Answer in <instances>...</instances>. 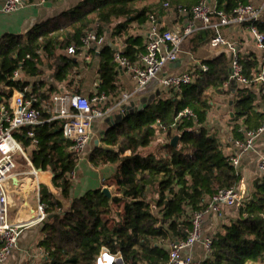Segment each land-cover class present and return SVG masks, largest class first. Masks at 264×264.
<instances>
[{
    "label": "trees",
    "instance_id": "obj_1",
    "mask_svg": "<svg viewBox=\"0 0 264 264\" xmlns=\"http://www.w3.org/2000/svg\"><path fill=\"white\" fill-rule=\"evenodd\" d=\"M202 1L205 0H83L23 35L2 36L0 105L8 104L15 90L25 92L29 87L31 92L25 93L28 98L38 99L36 107L42 109L43 103L52 107L54 95L65 92L61 86H74L70 77L80 65V60L66 51L79 45L94 25H100L98 33L104 36L103 26L123 20L112 31L113 36H122L131 24L142 25L151 14L160 18L165 5L191 11ZM214 1L216 8L227 14L239 3H250ZM216 22L218 18L214 17ZM258 28L264 34V17ZM215 35L210 27L200 29L185 40L183 49L197 55ZM125 43L122 53L131 61L145 50L141 38L129 36ZM115 51L111 44H104L92 52L91 64L98 60L100 91L118 97L124 87L119 85L121 71L114 61ZM215 52L219 53L204 60L209 69L200 72L194 84L176 92L164 91V99L157 93L147 96L154 98L143 110L126 115L109 129L104 122L100 145L92 148L89 159L97 168L117 167L108 183L113 188L112 202L102 193L103 188L72 198L71 174L80 159L70 149L72 142L64 137L66 120L54 119L38 126L36 145L27 136L28 129L17 133L18 140L29 149L33 167L51 172L52 184L60 190L58 197L47 185H40V201L49 215L40 225L38 248L44 252L42 264H97L103 249L112 256H121L124 264L167 261L171 244L187 238L194 214L204 210L218 190L240 185L241 173L231 165L218 134L211 132L207 124L214 95L222 92L230 76L229 52ZM242 62L246 77L253 81L263 63L254 53L242 57ZM16 71L20 72L18 78H14ZM228 92H235L230 102V120L236 125L233 135L243 138L238 133L240 125L255 130L262 124L263 114L258 109L264 105V84L232 83ZM187 108L197 115L198 123L178 118ZM42 112L43 119L50 118L48 109ZM162 133L169 140L163 148L165 153H142ZM176 136L178 144L172 146ZM127 151L131 154L122 156ZM252 187L239 208V216L212 235L211 253L200 264H264V175Z\"/></svg>",
    "mask_w": 264,
    "mask_h": 264
},
{
    "label": "built area",
    "instance_id": "obj_2",
    "mask_svg": "<svg viewBox=\"0 0 264 264\" xmlns=\"http://www.w3.org/2000/svg\"><path fill=\"white\" fill-rule=\"evenodd\" d=\"M41 1L45 3L48 0ZM26 4L25 0H5L0 7V13H14ZM165 13L179 14L184 20L186 19L185 25L180 26L174 23L171 28L164 30L159 17L151 14L145 22L147 27L145 51L138 55L137 60L131 61L123 55L122 50L115 51V63L121 73L125 71L129 76L127 87L121 90L118 97L100 91V82L99 90L89 97L81 94H55L52 107L47 106L46 103H43L41 107L43 110L48 109L51 115L49 119H43L42 109L35 106L38 99L34 96L27 97L25 92H31L29 87L25 92L15 90L9 103L0 105V264L8 262L18 248L19 238L24 231L42 224L48 218L47 207L40 201V184H38L35 186L38 189L39 200L38 214L35 219L28 222H12L10 219L11 197L22 193L21 182L26 177L36 178L37 173L41 172L33 167L29 149H26L17 138V133H21L22 129H28L27 136L36 145L38 141L35 138V131L38 126L54 119L66 120L63 127L64 137L72 142L70 149L81 160L94 136L98 135L97 140L99 141L102 137V134L95 133L94 125L115 119L118 115H125L127 106L144 96L155 81L163 91L171 93L194 84L200 72L208 71L209 68L204 63V59L198 54L188 53V65L185 71L162 76L165 68L179 61L183 54L185 40L203 28L210 27L215 30L216 35L209 42L211 49H225L231 55L229 81L221 88L222 92L229 91L232 82L241 86H248L253 82L264 84V62L255 79L249 80L245 75L237 42L222 33V29L226 27H242L253 38L255 46L264 52V34L258 28V23L264 17V10L261 7L254 3H239L230 14H227L218 10L216 6L212 7L205 0L193 7L191 11H187L182 6L171 8L165 5ZM214 17L218 18V22L213 23ZM99 26L98 24L94 25L81 38L80 44L70 46L66 53L70 57L80 58L86 63H91L92 52L104 43V37L98 33ZM19 76L20 72L16 71L14 78ZM258 110L263 114L262 124L255 130L240 125L238 133L243 138L232 136L229 139V143L234 148L229 154H226V146L220 141L229 162L238 172L242 157L252 152L256 143L264 137V105ZM182 117H187L198 123L197 115L188 108L180 112L178 118ZM235 127V123L231 122L230 131L232 133ZM129 153L130 151H127L122 156ZM258 170L262 177L264 175V155H260L258 158ZM74 175L75 171L71 174L72 179L75 177ZM246 200L247 193L239 186L218 190L206 208L194 214L192 229L187 238L172 243L167 261L158 264H200L209 256L213 245V237L206 236L204 233L203 226L206 215L220 213L223 206L240 208ZM197 245H201L205 249L203 259L195 260L192 255H184L185 252L193 250ZM102 251L98 259L102 257ZM114 259L115 263L124 264L121 256L116 255Z\"/></svg>",
    "mask_w": 264,
    "mask_h": 264
},
{
    "label": "crops",
    "instance_id": "obj_3",
    "mask_svg": "<svg viewBox=\"0 0 264 264\" xmlns=\"http://www.w3.org/2000/svg\"><path fill=\"white\" fill-rule=\"evenodd\" d=\"M26 1V5L20 8L18 11L11 14L0 13V38L6 34L23 35L27 33L35 25L42 22H46L52 18L59 16L60 14L68 11L71 8L77 6L83 0H48L43 3L41 0H34V2ZM250 3L261 7L264 10V0H249ZM5 0H0V7ZM212 7H215L214 0H207ZM162 29L171 28L174 23L180 26L185 25V20L179 14L163 13L159 18ZM121 22V21H119ZM119 22H115L112 25L105 26L106 35H104V43H102L98 49L100 50L104 44H111L115 50H124L126 48L125 41L129 36L142 39V46L145 49L146 46V24L138 25L137 23L131 24L127 32H124L122 36H113L112 31L116 28ZM113 26V29H112ZM131 28H135L132 33ZM223 35L237 42L241 57L248 56L254 53L258 59L263 63L264 52L255 46L253 38L245 32L242 27L231 26L222 29ZM113 36V37H112ZM115 41L122 43L121 46ZM219 50V49H216ZM145 51V50H144ZM228 51V50H227ZM229 52V51H228ZM191 53L183 49L179 61L169 67L165 68L163 75L177 74L187 69L188 56ZM217 53L215 50L207 46H204L198 56L202 59L213 58ZM194 54V53H192ZM230 59L231 55L229 53ZM80 65L75 69L74 74L70 77L74 81V86L71 88L61 86L64 93L68 94H81L84 96H91L95 91L99 90V77L97 74L98 60L96 59L93 64L86 63L80 58ZM49 75V73H47ZM156 82V81H155ZM129 83L128 73L123 71L119 76L120 87L126 88ZM153 83L147 90L144 96L138 99V102L151 94L157 93L162 95L163 89L159 84ZM123 88V89H124ZM79 90V93L77 92ZM225 93V94H223ZM235 93V92H231ZM230 92H221L214 95L213 107L209 112L207 124L211 131L218 134L221 143L226 146V154H229L233 148V145L229 143V139L233 133L228 130L231 127L230 116L232 114V106L230 104L234 94ZM229 98V99H228ZM94 125V131L96 134H102V129L105 127L104 123ZM223 126V127H222ZM227 129H226V128ZM228 130V131H226ZM98 135L94 136L87 152L84 157L79 161V164L75 170V177L72 179V198L85 195L91 190H96L103 187H109L110 183L117 171V167L113 165H106L102 167H94L90 163L89 155L92 148L96 145L95 142L98 139ZM131 152L128 154L130 155ZM260 155H264V137L256 143L255 149L242 157L239 172L242 175V181L239 187L246 191L247 196L253 189V182L261 177V173L258 170V158ZM46 176L43 178L39 172L35 178V182L29 183L24 181L22 184L21 194L13 195L10 199V219L12 222L18 221H31L37 216L38 207V189L35 188L37 184H45L48 188L58 197H60V190L55 188L52 184L53 174L51 172H41ZM41 178H43L41 180ZM34 179V178H32ZM30 180V179H29ZM105 181V182H104ZM42 182V183H41ZM17 183V181H16ZM39 185V187H40ZM110 188V187H109ZM113 191V188H110ZM68 206V204H66ZM49 216V215H48ZM239 216V208L223 206L220 213H211L206 215L204 223V233L206 236H212L214 233L224 224H228L230 221L235 220ZM51 217V216H50ZM49 217V218H50ZM41 225V224H40ZM40 225H36L26 231H24L18 243V248L14 251L6 264H23L30 259H38L44 257L43 250L38 248V241L42 236ZM184 255H192L195 260H200L205 257V249L201 245H197L193 250L187 251ZM115 263L114 256H112L107 249L102 251V257L97 260V264H113Z\"/></svg>",
    "mask_w": 264,
    "mask_h": 264
},
{
    "label": "water",
    "instance_id": "obj_4",
    "mask_svg": "<svg viewBox=\"0 0 264 264\" xmlns=\"http://www.w3.org/2000/svg\"><path fill=\"white\" fill-rule=\"evenodd\" d=\"M232 83L235 84V82H232ZM153 98H154V95L149 97V98L144 97L139 102L136 101V102L130 103V105L127 106V109H126L127 111H126L125 115H118V116L115 117V119L106 121V123L108 124V129L110 127H112L113 125H115L116 123H118L120 120H122L126 115H128V114H130L132 112H137V111L143 110L147 106V101L150 102ZM178 140H179V138L177 136L174 137V139L172 140V143H171L172 146H177ZM95 144H96V146H99L100 145V141L96 140ZM102 193L106 197H108L110 202H112L113 194H112V191L110 190L109 187H107V186L103 187ZM51 218H53V216H51L50 219Z\"/></svg>",
    "mask_w": 264,
    "mask_h": 264
},
{
    "label": "rangeland",
    "instance_id": "obj_5",
    "mask_svg": "<svg viewBox=\"0 0 264 264\" xmlns=\"http://www.w3.org/2000/svg\"><path fill=\"white\" fill-rule=\"evenodd\" d=\"M121 22H123V20H121ZM112 29H113V26H112ZM132 33L135 31V28H131V30H130ZM112 41L115 43H117V41H115L114 40V38H112ZM118 45H120L121 46V44L122 43H120V42H118L117 43ZM154 83H156V82H154ZM157 85V84H156ZM160 96V98H165L166 97V94H165V92H162V95H159ZM229 99V98H228ZM223 127V126H222ZM226 128V127H225ZM227 129V128H226ZM228 130H230V128L228 129ZM228 130H226V131H228ZM211 132H213V133H215L214 131H211ZM169 142V140H168V137H167V134H164V133H162L159 137H158V139H157V141L152 145V146H150L148 149H145V150H142V153H144V154H146V153H151V152H162V153H165V151L163 150V148H164V146L167 144ZM127 156V155H126ZM29 178H30V180H29ZM33 178V177H32ZM31 177H26V179L24 180V181H27L28 182V184L29 183H33V182H35V178L34 179H32ZM42 183V182H41ZM113 214H114V212H113ZM44 261V257H39L38 259H30L29 261H25L24 263H26V264H42V262ZM23 263V264H24Z\"/></svg>",
    "mask_w": 264,
    "mask_h": 264
},
{
    "label": "bare ground",
    "instance_id": "obj_6",
    "mask_svg": "<svg viewBox=\"0 0 264 264\" xmlns=\"http://www.w3.org/2000/svg\"><path fill=\"white\" fill-rule=\"evenodd\" d=\"M41 172H42V171H41ZM41 172H40V173H41ZM29 179H30V178H29ZM23 182H24V181H23ZM23 182H21V184H23ZM17 184H19L18 181H17ZM37 185H38V184H37Z\"/></svg>",
    "mask_w": 264,
    "mask_h": 264
}]
</instances>
